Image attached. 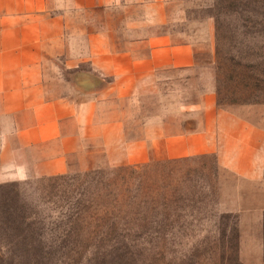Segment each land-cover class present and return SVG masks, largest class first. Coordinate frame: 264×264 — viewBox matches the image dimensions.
Segmentation results:
<instances>
[{
  "label": "crops",
  "instance_id": "obj_1",
  "mask_svg": "<svg viewBox=\"0 0 264 264\" xmlns=\"http://www.w3.org/2000/svg\"><path fill=\"white\" fill-rule=\"evenodd\" d=\"M191 1L205 0H0V185L64 175L74 162L94 169L97 156L140 165L205 155L264 185V128L219 107L214 85L189 108L193 129L168 130L165 108L151 137L127 138L128 102L190 77L198 50L212 48L193 38L185 9L170 10ZM174 22L187 25L180 40ZM85 63L82 84L72 77Z\"/></svg>",
  "mask_w": 264,
  "mask_h": 264
},
{
  "label": "rangeland",
  "instance_id": "obj_2",
  "mask_svg": "<svg viewBox=\"0 0 264 264\" xmlns=\"http://www.w3.org/2000/svg\"><path fill=\"white\" fill-rule=\"evenodd\" d=\"M180 9L191 19L193 38H212V48L198 50L197 67L190 77L176 73L169 85L144 90L137 103L128 102L127 138L151 137L154 115H161L165 108L174 114L167 119L168 130L193 129V120L187 119L189 108L212 85L219 107L234 110L264 128V0L191 1L173 4L170 10L178 17ZM94 16L92 30L98 29L101 14ZM169 27L179 40L184 29L188 32L187 25L179 22ZM89 68V64L81 65L72 79L86 84ZM93 89L80 88V96ZM181 101L186 105L184 111ZM95 163L98 167L84 169L81 162L79 166L74 162L69 173L55 176L63 179L45 177L0 185V264H264L263 184L235 176L220 167L214 155L151 158L140 165L108 162L97 156ZM146 165L158 172L174 166L177 192H162L175 197V203L166 209L159 204L156 211L179 216L178 222L166 229L161 236L164 241L149 242L151 237L139 232L136 241L95 243L91 239L94 223L76 220L78 203L92 199L89 172L99 171L94 177L104 180L120 167ZM135 234H128L129 238L133 240Z\"/></svg>",
  "mask_w": 264,
  "mask_h": 264
},
{
  "label": "trees",
  "instance_id": "obj_3",
  "mask_svg": "<svg viewBox=\"0 0 264 264\" xmlns=\"http://www.w3.org/2000/svg\"><path fill=\"white\" fill-rule=\"evenodd\" d=\"M216 1L222 2V0ZM228 1L232 4L234 0ZM216 39L219 41L218 23ZM174 163L175 161L172 164ZM146 166L120 167L104 180L94 177V174L98 175L99 171L89 172L93 184V190L90 192L92 199L85 202L87 198L78 203L76 220L85 225L94 223L91 239L95 243L121 244L130 240L136 241L139 232L150 236L149 242L159 239L164 241V237L161 236L165 235L166 229L178 222L179 216H173L167 211L161 213L156 211L159 204L166 209L175 203V197L173 198L170 194L166 196L171 189L175 190L173 187L177 178L173 173L174 166L170 165L163 172H158L152 165ZM147 168L150 170H146ZM63 178L64 176H60L53 179ZM79 195L81 197L83 194ZM142 206H146V209L143 210ZM87 211L89 214L84 216L83 214ZM131 233H138L134 235L133 240L129 238Z\"/></svg>",
  "mask_w": 264,
  "mask_h": 264
}]
</instances>
